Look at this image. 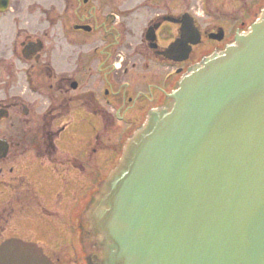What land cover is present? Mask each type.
<instances>
[{"label":"flooded vegetation","instance_id":"af4514ba","mask_svg":"<svg viewBox=\"0 0 264 264\" xmlns=\"http://www.w3.org/2000/svg\"><path fill=\"white\" fill-rule=\"evenodd\" d=\"M24 1L9 0L0 11V248L40 244L56 264H80L78 255L84 264H99V237L85 233L81 211L71 246L68 240L56 249L42 245L50 233L51 181L39 164L61 177L68 164L77 178L85 169L61 154L66 126L60 120L86 109L104 118L105 133L128 116L125 142L149 111L164 106L192 65L249 27L264 0H30L33 10L11 6ZM103 142L98 134L93 151L104 150ZM108 149L117 160V148ZM64 247L77 255L64 256Z\"/></svg>","mask_w":264,"mask_h":264},{"label":"water","instance_id":"95a60500","mask_svg":"<svg viewBox=\"0 0 264 264\" xmlns=\"http://www.w3.org/2000/svg\"><path fill=\"white\" fill-rule=\"evenodd\" d=\"M256 19L129 137L86 214L99 264H264V8ZM0 264L54 263L17 243Z\"/></svg>","mask_w":264,"mask_h":264},{"label":"rangeland","instance_id":"374dc122","mask_svg":"<svg viewBox=\"0 0 264 264\" xmlns=\"http://www.w3.org/2000/svg\"><path fill=\"white\" fill-rule=\"evenodd\" d=\"M49 2L50 0L48 3ZM199 2L200 0H196V4ZM201 3L206 6L205 2ZM35 4V2L29 0L22 3L12 2L11 6L12 8H17L21 5V7H25L27 10H33ZM42 6H44V4H42ZM38 8L40 7L38 6ZM200 14L202 15L201 18L203 20L207 19V17H205L206 12L202 11V9ZM124 119V122L126 123L117 127L115 131H112V127L107 128L105 133L104 118H102V116L95 115L86 109L75 111L74 113L66 116V118L64 117L60 120L61 126H66L62 131L60 144H58L61 154L66 157L70 164H73L71 162L72 158L79 159V161L84 163L85 169L80 171L83 172L80 174L79 178H77L79 172L72 170V167H69L70 165L68 164L64 176L61 177L58 174L56 175L55 172L52 171L51 168L49 169L48 166L39 164L41 173L46 175L48 181H51L48 195V205L50 207L51 217L46 221L50 233L46 242H42V245L46 248L56 249L57 243L60 241L62 242V240H68V244H70V246L72 245L70 240L72 241L74 237V226L77 223V214L81 207V200L89 194V191L94 185L96 179L99 181V176L107 175L113 168L116 154L108 148H117L118 156L120 155V150L123 144L120 140L123 137V129L128 125L129 121L128 116ZM98 134L104 141L100 145V149L102 148L104 150L94 152L93 150L96 145ZM111 142L114 145L116 142L118 144L117 146H110ZM105 149L108 150L105 151ZM75 165L77 166V162ZM60 195L61 197H59ZM58 199L61 201L59 202ZM61 250L64 252V256L70 257L74 254L73 251L67 247L61 248ZM78 256L80 264H84L81 255ZM66 261V263H68L69 258L66 259Z\"/></svg>","mask_w":264,"mask_h":264}]
</instances>
